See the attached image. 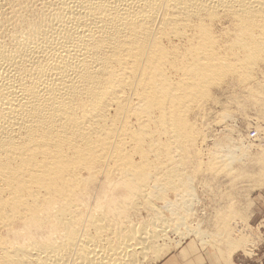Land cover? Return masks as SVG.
<instances>
[{
	"label": "bare ground",
	"instance_id": "obj_1",
	"mask_svg": "<svg viewBox=\"0 0 264 264\" xmlns=\"http://www.w3.org/2000/svg\"><path fill=\"white\" fill-rule=\"evenodd\" d=\"M228 81L264 103V0H0V264L179 245Z\"/></svg>",
	"mask_w": 264,
	"mask_h": 264
},
{
	"label": "rangeland",
	"instance_id": "obj_2",
	"mask_svg": "<svg viewBox=\"0 0 264 264\" xmlns=\"http://www.w3.org/2000/svg\"><path fill=\"white\" fill-rule=\"evenodd\" d=\"M233 85L228 81L222 88L215 89L217 102H212L214 106L211 104L209 108L215 111L212 110L204 122L199 121L204 124L199 123L207 139L202 141V162L193 155L190 161H194L190 169L198 172L194 194L197 197L191 204L194 206L191 211L195 212L190 211V216L193 215L190 217V234L176 247L173 245L162 258L151 259L147 264H161L170 254L179 251L186 254L206 252L216 259L246 256L256 263H264V103L247 93L248 97L245 96L243 90ZM225 111H229V115L224 119ZM252 130L256 132L254 136H251ZM218 148L232 150L236 158L223 152L226 154H222L224 161L229 164L222 162L220 167L216 165L217 169L212 163L209 165V160ZM201 170L205 172L199 173ZM171 237L179 239L174 234Z\"/></svg>",
	"mask_w": 264,
	"mask_h": 264
},
{
	"label": "crops",
	"instance_id": "obj_3",
	"mask_svg": "<svg viewBox=\"0 0 264 264\" xmlns=\"http://www.w3.org/2000/svg\"><path fill=\"white\" fill-rule=\"evenodd\" d=\"M237 255H232L223 259L219 257L216 259L206 252H190L186 254L183 251L170 254L161 264H259L251 257L238 258ZM264 264V263H261Z\"/></svg>",
	"mask_w": 264,
	"mask_h": 264
},
{
	"label": "built area",
	"instance_id": "obj_4",
	"mask_svg": "<svg viewBox=\"0 0 264 264\" xmlns=\"http://www.w3.org/2000/svg\"><path fill=\"white\" fill-rule=\"evenodd\" d=\"M255 133H256V132H255L254 130H252V131H251V136H254Z\"/></svg>",
	"mask_w": 264,
	"mask_h": 264
}]
</instances>
